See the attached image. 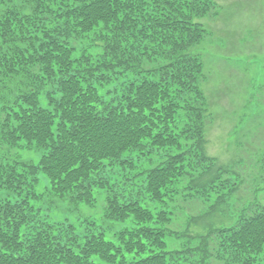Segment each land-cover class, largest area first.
<instances>
[{
  "label": "trees",
  "instance_id": "16d2710c",
  "mask_svg": "<svg viewBox=\"0 0 264 264\" xmlns=\"http://www.w3.org/2000/svg\"><path fill=\"white\" fill-rule=\"evenodd\" d=\"M218 7L216 0H0V190L20 197H0V264H264L258 196L234 224L187 252L167 250V212L155 215L134 194L109 201L111 217L131 223L117 240L94 233L82 242L45 223L33 233L37 181L28 174L43 173L60 199L93 206L96 190L109 185L105 174L116 163L133 169L126 156L151 145L168 156L147 172L151 202L166 206L182 177L187 189H207L196 169L204 168L211 117L208 32L199 20ZM28 148L42 152L38 164L22 162Z\"/></svg>",
  "mask_w": 264,
  "mask_h": 264
},
{
  "label": "rangeland",
  "instance_id": "374dc122",
  "mask_svg": "<svg viewBox=\"0 0 264 264\" xmlns=\"http://www.w3.org/2000/svg\"><path fill=\"white\" fill-rule=\"evenodd\" d=\"M216 2L219 7L213 16L199 20L208 32V47L202 54L211 117L202 144L204 168L198 165L196 169L201 174L197 182L206 184L207 189H187V179L182 177L174 182L180 194L167 199L166 206L151 202L146 191L147 172L168 158L151 145L150 151L139 150L126 156L134 162L133 169L116 163L105 174L109 185L96 190L93 206L60 199L51 193L50 180L43 173L38 180L28 174L29 181H37L34 195L38 200H32L37 221L33 233L45 223L63 231L61 235H78L82 242L94 233L117 240L131 223L111 217L109 201L117 195L123 202L124 197L134 194L155 215L167 212L166 225L172 231L166 235L167 250L187 252L197 248L202 237L212 230L234 224L256 196L259 200L253 204L264 205V0ZM118 95L119 91L113 93L116 98ZM41 155V151L28 148L20 158L26 165H34ZM230 181L238 182L231 185ZM8 196L14 203L20 200L17 193L0 190L1 198ZM220 196H225L226 203L220 201Z\"/></svg>",
  "mask_w": 264,
  "mask_h": 264
}]
</instances>
